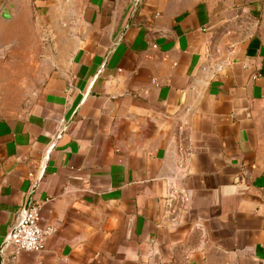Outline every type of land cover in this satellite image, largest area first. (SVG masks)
<instances>
[{
    "label": "crops",
    "instance_id": "1",
    "mask_svg": "<svg viewBox=\"0 0 264 264\" xmlns=\"http://www.w3.org/2000/svg\"><path fill=\"white\" fill-rule=\"evenodd\" d=\"M31 195L1 264H264V0H0V247Z\"/></svg>",
    "mask_w": 264,
    "mask_h": 264
},
{
    "label": "built area",
    "instance_id": "2",
    "mask_svg": "<svg viewBox=\"0 0 264 264\" xmlns=\"http://www.w3.org/2000/svg\"><path fill=\"white\" fill-rule=\"evenodd\" d=\"M54 231L53 225H40V205L31 201L28 209L24 207L19 211L18 222L10 232L8 244L12 245L14 255L22 250L41 251L46 237Z\"/></svg>",
    "mask_w": 264,
    "mask_h": 264
},
{
    "label": "water",
    "instance_id": "3",
    "mask_svg": "<svg viewBox=\"0 0 264 264\" xmlns=\"http://www.w3.org/2000/svg\"><path fill=\"white\" fill-rule=\"evenodd\" d=\"M4 16H8L7 14V9H5L4 11ZM59 137H57L56 141L58 140ZM31 199H32V195L30 196V198L28 199V202L25 206V209H28L29 207V204L31 202ZM10 237H11V233L9 234V236L6 237V239L4 240V242L2 243L1 247H0V264L2 263V251L4 250V248L6 247V245L8 244L9 240H10Z\"/></svg>",
    "mask_w": 264,
    "mask_h": 264
}]
</instances>
